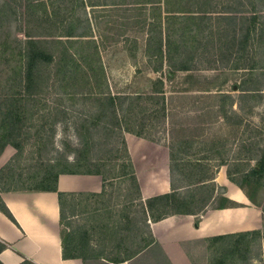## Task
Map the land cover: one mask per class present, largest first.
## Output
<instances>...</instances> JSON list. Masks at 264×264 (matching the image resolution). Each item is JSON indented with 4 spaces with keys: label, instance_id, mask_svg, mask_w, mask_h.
Listing matches in <instances>:
<instances>
[{
    "label": "crops",
    "instance_id": "1",
    "mask_svg": "<svg viewBox=\"0 0 264 264\" xmlns=\"http://www.w3.org/2000/svg\"><path fill=\"white\" fill-rule=\"evenodd\" d=\"M22 1L27 2L22 10V16L29 19V25L30 14L44 18L46 22H51L52 19L53 22V17L61 12L60 9L56 10L54 4L59 0ZM68 1L74 3L72 10L74 13L79 11L81 17L75 21L65 15L56 21L60 27L56 36L62 42H83L85 47L87 41L92 42V45L97 47L104 70L103 92L111 96L131 98L142 95L113 93L109 90L106 83L107 66L101 55L100 43H103V37L100 35L108 31L111 25L117 24L118 27L128 25L126 18L122 19L121 23L119 17L115 20L118 10L127 12L131 8L130 5H147L149 15L145 16L142 13L136 24L138 31L145 34L146 40L141 47L129 49L128 56L139 55L149 70L161 75L162 78L159 77L151 83L154 86L153 83L161 82L162 95L165 96V56L163 55L161 68H158L159 64L147 55V35L152 23L155 32L161 36L163 53L165 50L164 23L167 14L161 4L159 10V7L153 9L150 4H144L148 0H63L66 4ZM226 1L229 2L207 0L208 13L204 14L194 8L195 13L191 14L194 36L190 45L194 51L192 54L194 67L198 49H205L211 37V42L215 40L223 45V49L226 48L222 42V35H225V32L226 36L230 34L227 27L230 25L229 14L224 10ZM66 7H63L64 13H67ZM174 15L180 18L175 21V31L179 35L182 19L188 14ZM213 22L217 23L216 26L209 25ZM25 33H29L32 38L39 36L33 35L31 31ZM68 33L74 37H67ZM94 34L99 35V42ZM238 34L237 44L240 32ZM71 44L68 45L69 49ZM192 72L179 71L176 75L185 76ZM158 87L160 86L152 87L147 96L158 95L155 93ZM122 135L128 159L124 156L120 159L133 177L137 198L132 199V203L137 202V213L141 216V221H132L129 217L131 213L122 209L113 210L109 204H100L98 198L104 191L101 175L58 176L57 191L66 195L63 199V218H60V204L55 192L0 188V198L14 219L12 222L0 212V243L7 247L0 253V263L20 264L23 259H27L33 264H84L81 258H97L99 261L87 264H257L264 259L261 251L248 255L249 253L241 252V249L233 252L230 248L231 243L240 241L244 234L249 233L250 238H254L253 241L262 237L260 211L250 201L251 194L246 193L248 182L242 180L253 165L249 169L241 168V163H245V160L240 156L226 163L219 161L223 164L213 176L206 175L200 181L189 182L187 186L180 187L176 181V174L178 171L183 172L184 168L177 160L173 161L168 144L125 132H122ZM230 166L236 170H231ZM125 173L127 172L122 170L121 174ZM192 175L191 169L188 176ZM164 196L169 197L168 202L174 205L166 208L169 210L168 214L156 220L148 211L146 203ZM200 202L201 204L197 206ZM177 208L182 211L189 210L173 212V209ZM80 213L89 214L88 223L70 221L77 218ZM94 232L97 235L95 237L91 235ZM101 233H107L110 237H99ZM106 250L116 252V256L113 257L116 259L110 260L111 257ZM63 253L66 257H63Z\"/></svg>",
    "mask_w": 264,
    "mask_h": 264
},
{
    "label": "rangeland",
    "instance_id": "2",
    "mask_svg": "<svg viewBox=\"0 0 264 264\" xmlns=\"http://www.w3.org/2000/svg\"><path fill=\"white\" fill-rule=\"evenodd\" d=\"M3 1L7 6H2ZM250 1L240 0L241 9L245 12L238 15L241 19L236 23L227 26L230 34L226 36L225 32V35H222V42L226 48L223 49V45L215 40L211 42V37L205 49H198L194 72L185 76L178 74L170 81L164 82L165 96L162 95L161 104L147 99L152 97L147 96L152 87L157 86L156 82L153 86L151 81L162 78L161 75L149 70L139 55L128 56L129 49L141 47L146 40L145 34L138 31L136 24L142 13L145 16L149 15L147 5H130L131 8L127 12L118 10L115 20L119 17L121 23L122 19L126 18L128 25L126 27L111 25L108 31L100 35L103 37V43H100L101 55L107 66L106 83L110 92L141 93L142 100L133 101L131 107L129 101L125 103V107L133 111L130 116L133 121L131 128L141 132L144 138L168 144L173 161L177 160L184 168L183 172L178 171L176 174V181L180 187L187 186L189 182L200 181L206 175L213 176L224 161L226 163L238 156L245 160V163H241V168L249 169L264 154V34L260 35L261 27L256 26L255 32L251 35L253 39L250 40L246 51L239 52L236 43L238 32L241 33L247 25L243 17L252 15ZM252 1L256 3V11L264 21V0ZM232 2L236 7L237 0L226 1L225 6L232 5ZM26 3L22 0H0V50L3 43L10 51L18 46L17 40L27 41L25 31L39 35L32 39L43 41L42 47L52 53L61 49L59 38L56 36L60 27L56 21L65 15L70 16L72 20H79L80 12L74 13L72 10L74 3L68 1L66 4L63 0L55 2L56 10L60 9L61 12L53 17V22L52 19L51 22H46L44 18L30 14V25L29 19L22 16ZM197 3L200 5L201 0H197ZM64 6H67V13L63 11ZM216 24L209 23L213 26ZM93 36L99 42V35ZM71 45V52L72 48H82L77 43ZM236 64H252L254 69L233 70L232 66ZM15 66V59L5 61L4 58H0V95L12 90L17 91L15 81L17 78L11 76L12 68ZM40 76L43 80V95L38 99V103L29 109L28 121L25 122L27 129L25 132L23 130L16 141L19 145L17 149L21 150L22 154L3 172V178L8 182L6 186L10 188H39L41 180L37 175L42 169L40 164L56 158L72 159L74 155L71 151L82 137L80 126L92 122L90 118L94 112L89 110L90 103L84 101L81 94H75L74 98H70V94L62 93L61 86L64 80L58 84L52 65L42 66ZM68 90L70 91V88ZM162 104L164 111L160 112ZM15 153L16 150L11 146L4 149L0 156L2 167L0 171ZM110 156L112 161L101 170L104 191L98 198L101 202L99 203L109 204L113 210L122 209L129 212L132 221L139 222L141 216L137 213L134 180L126 164L119 159L122 158L123 152L120 151L118 154L112 152ZM230 168L236 170L233 166ZM191 169L193 175L189 177L188 171ZM122 170L127 172L123 176ZM7 171L12 172L13 178L6 176ZM252 187L253 185L248 183L245 190L247 194H251L250 201L260 211L262 237L252 241L248 248L245 245L238 247L241 252L249 253L248 255L260 251L264 255V176L259 181V187ZM132 199H135L134 203ZM200 204L201 202L197 206ZM88 216L89 214L80 213L77 218L70 221L88 223ZM91 235L97 236L95 232ZM99 237L110 236L101 233ZM109 251L106 250V253L111 257L110 260L116 259L113 257L117 253ZM257 264H264V259Z\"/></svg>",
    "mask_w": 264,
    "mask_h": 264
},
{
    "label": "trees",
    "instance_id": "3",
    "mask_svg": "<svg viewBox=\"0 0 264 264\" xmlns=\"http://www.w3.org/2000/svg\"><path fill=\"white\" fill-rule=\"evenodd\" d=\"M250 3L252 6L250 11L252 15L243 17L246 19L245 22L247 21V25L240 33L238 44L239 52L247 50L250 40L253 39L251 35L255 32L257 25L261 27L260 35L264 34V21H262L261 15H258V11H256V3L252 0ZM144 4H150L153 9H157L156 7H159L161 4L164 12L167 14L164 23V53L160 39L161 36L155 32L154 23H152V28L147 35V55L153 58L156 64H159L158 68H161L160 64H162L163 55L165 56L166 72L164 75L166 76V80L173 79L179 71L192 72L196 70L192 63V54L194 51L191 49L190 45L192 37L194 36L192 33V25L194 26V24L191 14L195 13L194 8L200 10L204 14L208 13L207 10L209 9L206 7L207 0H201V4L198 7L197 5L199 3H197V0H148ZM2 6H7V3L3 1ZM224 10L229 14L228 20L230 25L236 23L238 19H241L238 15L240 16L242 12H245L244 9H241L240 0H237L236 7L232 2V5H226ZM176 13L188 14L184 15L185 17L182 19V28L179 35L175 31V21L180 20L179 17H175L174 14ZM233 32L235 35L236 29L233 30ZM195 34L197 35V31H195ZM25 37L28 40L25 42L17 40L18 46L15 49L8 51V48H6L3 43V48L0 50V58H4L5 61L11 59L16 60V66L12 68L11 76L17 78L15 80L17 82V91L12 90L11 92L0 95V156L7 146H11L16 150L15 155L0 171V188L4 190H39L44 192H55L58 195L60 204V218H63V199L66 195L57 191L58 176L62 174L103 176V172L101 171L102 167L108 165L112 161V158H109L111 157L110 153L114 152L118 154L122 151L123 156L128 159L122 132L137 137L142 136V133L131 128L133 121L130 119V116H132L133 111L129 109V107L126 108L125 103L129 101V106L131 107L134 103L133 101L142 100V98L111 96L103 92L104 70L100 58L98 57L97 47L93 46L92 42L87 41V43H85V49L83 48V42L74 41L78 45H82V48H72L71 52L68 45L70 43L73 44V42H62L58 40L61 49L52 53L49 49L42 47V44H44L43 41L33 40L29 33H25ZM67 37L74 36L68 33ZM85 50L87 52L83 53ZM51 65L54 68V77L58 79V84H60L61 80H64L62 81V86L60 85L62 93L70 94V98H74L75 94H81V98L90 103L89 110H93L92 112H94L93 116H91L92 118H90L92 122L89 125L82 124L80 126L82 137L71 151L74 155L72 159H69V157L56 158L55 160L50 159L40 164L42 169L37 175V178L41 180L39 188H10L6 186L8 182L3 178V172L5 169L8 170L10 165L17 161V158L22 154L21 150L19 151L17 149L19 148V145L16 144L17 137L19 138L23 130L25 132V129H27L25 122L28 121L27 113L29 109L33 107L35 103H38V99L43 95V80L40 76V68L42 66ZM232 69L250 71L254 69V65L236 64L232 66ZM156 85L160 86L155 92L158 95L148 97L147 99H152L161 104L163 100L162 83L156 82ZM68 88H70V91ZM159 111H164L163 104L159 108ZM113 139L114 141L112 142ZM123 175L124 174H122V176ZM6 176L8 178H13L11 171H7ZM263 176L264 154L256 161L253 167L246 172L242 180L252 184L254 188H257ZM168 199L169 197L167 196L157 197L146 203L148 211H150L152 216H155L156 220L168 214L169 210L166 208L174 205L173 203H169ZM186 211H182L180 208L173 209V212ZM0 212L10 221L14 222L13 217L6 209L1 198ZM249 235V233L244 234L240 241L232 242L230 246L231 251H239L240 249L238 246L240 245H245L248 248L250 243L254 240V238H250ZM6 248L4 244L0 243V253ZM63 257H66L65 253H63ZM81 260L84 264L99 261L97 258H81ZM20 264L33 263L27 259H23Z\"/></svg>",
    "mask_w": 264,
    "mask_h": 264
}]
</instances>
